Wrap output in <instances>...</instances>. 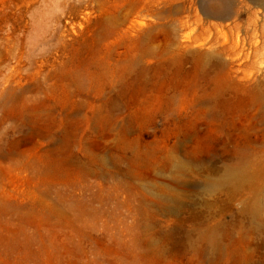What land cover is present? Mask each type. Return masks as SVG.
I'll return each mask as SVG.
<instances>
[{
	"label": "rangeland",
	"instance_id": "1",
	"mask_svg": "<svg viewBox=\"0 0 264 264\" xmlns=\"http://www.w3.org/2000/svg\"><path fill=\"white\" fill-rule=\"evenodd\" d=\"M244 157L264 3L0 0V264H264L252 192L206 185Z\"/></svg>",
	"mask_w": 264,
	"mask_h": 264
},
{
	"label": "bare ground",
	"instance_id": "2",
	"mask_svg": "<svg viewBox=\"0 0 264 264\" xmlns=\"http://www.w3.org/2000/svg\"><path fill=\"white\" fill-rule=\"evenodd\" d=\"M256 1L262 4L264 3V0ZM229 4L230 3L226 4L224 8H222V14L228 12L230 7ZM245 159L246 158L244 157L241 158L242 161L238 163L227 164L224 168L223 174L217 178H207L206 185L208 188H218L226 185L232 196H236L244 188H248L252 192V198L248 202L246 210L252 217L256 218L264 212V172H254V170L249 169V165L246 163ZM206 239L208 240L210 247L214 249L222 247V242L217 238L214 229H211V231L207 233Z\"/></svg>",
	"mask_w": 264,
	"mask_h": 264
}]
</instances>
